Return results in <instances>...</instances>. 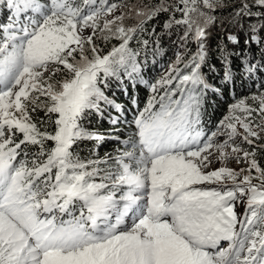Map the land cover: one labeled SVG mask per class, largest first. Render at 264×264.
Instances as JSON below:
<instances>
[{
	"label": "snow or ice",
	"instance_id": "1",
	"mask_svg": "<svg viewBox=\"0 0 264 264\" xmlns=\"http://www.w3.org/2000/svg\"><path fill=\"white\" fill-rule=\"evenodd\" d=\"M220 8L247 29L246 45L264 46V0H160L136 15L168 14L163 27L183 26L180 43L191 38L197 50L150 83L130 47L144 19L125 27L121 3L2 0L0 264H264V90L251 96L256 107L230 105L215 131L202 118L205 96L218 91L202 72L205 28ZM113 39L106 53L96 42ZM245 60L250 78L264 76V51ZM133 82L149 88L143 107L125 87ZM113 84L127 104L108 94ZM92 114L132 131L96 135L82 124ZM109 137L123 145L116 155L80 157L79 142ZM229 159L247 167L207 170Z\"/></svg>",
	"mask_w": 264,
	"mask_h": 264
},
{
	"label": "trees",
	"instance_id": "2",
	"mask_svg": "<svg viewBox=\"0 0 264 264\" xmlns=\"http://www.w3.org/2000/svg\"><path fill=\"white\" fill-rule=\"evenodd\" d=\"M128 2L138 9L134 11V16L140 10L147 11V8L159 3L160 0H128ZM164 2L166 5L174 4L177 0H164ZM222 2L227 4L229 0H222ZM0 3H2V1H0ZM0 11L2 13L0 16V23L7 22V14L3 10ZM211 13L216 19L205 28L206 39H204L203 43L207 52V59L205 64L202 65V72L209 85L218 91H209L205 96L202 118L206 122V130L210 129L215 131L219 122L230 113L229 107L232 103L244 98H248V103L250 104L256 103L251 100V96L253 94L258 95L264 90L260 87L261 83H264V76L257 73L250 78L244 68V65L248 62L245 60V57L251 58L255 56L257 61H259L261 52L264 51V46H258L255 43L246 45L245 41L248 39L247 29L245 28L241 31L239 28H236L230 21L229 12L224 8L213 10ZM178 15L179 13L176 14V17ZM129 16L131 17V14ZM141 18L144 19V17ZM167 19L168 14H161L157 18L151 20L144 19V31L139 33L130 44L131 47L140 52L138 59L143 61V79L149 82L156 81V76L159 75L155 71L157 63L159 65L161 61H169L168 54L173 52V48L178 43L176 39H178L179 34L175 32L177 28L174 27L172 30H168L163 27ZM252 23H257V21L253 20ZM153 29L155 30L154 32L152 31ZM261 35H264V33H261ZM229 37H235L238 43H234ZM145 39L149 40V47L147 49H142L139 41ZM153 41H155L154 44L152 43ZM96 42L102 47L103 51L107 52L110 48L109 46L113 42L117 43L118 41L113 39L106 43L99 40ZM191 43L192 44L189 46V54L185 57L188 59L191 57V53H195V49H197V43ZM157 50H159V52H156ZM225 56L228 57L233 72V80L231 82H226L224 79ZM254 80L255 84L253 83ZM125 87L129 93L135 92L140 106L143 107L150 95L147 85L143 83L136 85L135 82H133L131 85L126 84ZM108 94L118 103L127 104V96L122 95V89H120L119 85L113 84ZM39 116L43 118L44 113L41 111ZM33 118L34 120L36 119L35 116ZM128 119H131V114H129ZM82 124L90 132L105 137H107L109 133H111L112 136H118L123 132V139L132 131L130 125L114 129L108 122L107 115L101 118L96 114H92L87 120L82 121ZM47 127H49V129L52 128V126L45 124L41 126V130ZM79 143L80 147L78 152L82 159L102 158L106 153L116 155V150L123 147V145L117 144V142L110 137L102 141L85 140ZM48 146H51V142H48ZM257 159L261 166L264 167V153L258 152Z\"/></svg>",
	"mask_w": 264,
	"mask_h": 264
},
{
	"label": "rangeland",
	"instance_id": "3",
	"mask_svg": "<svg viewBox=\"0 0 264 264\" xmlns=\"http://www.w3.org/2000/svg\"><path fill=\"white\" fill-rule=\"evenodd\" d=\"M0 1H2V0H0ZM112 2H117V3H121L122 4V10L126 13V16H125V19H124V21H123V24H124V26L125 27H134V26H136L139 22H140V20H142V18L141 17H139V16H137V15H134L133 16V13H134V11L135 10H138V9H136L130 2H128V0H112ZM131 14V17L129 16L130 14ZM1 11H0V16H1ZM119 14V12H117V15ZM211 15H212V13H210ZM136 16V17H135ZM192 16H193V19H196L197 21H198V23H200L202 26H203V19L202 18H200L199 16H198V14L197 13H193L192 14ZM130 17V18H129ZM177 19H179L180 18V16L178 15L177 17H176ZM174 27H176L177 29H175V32H177V34H179L178 35V39H176V40H178V43H177V45L173 48V52L172 53H170V54H168V58H169V61H161V64H159L158 65V63H157V67H155V71H156V73H158L159 75H157L156 77V81L161 77V76H163L165 73H167L168 72V70H169V68H170V66L171 65H173V64H175L176 63V60H177V57L179 56V57H181L182 58V61H183V63H187L189 60H190V58L192 57V55L194 54V52L193 53H191L192 55H191V57L188 59V58H185V57H187V55L189 54V51H190V45L192 44L191 42H196V41H194V40H192L191 38L189 39V41L186 43V44H181L180 43V37L183 35V26H174ZM162 34V33H161ZM85 35H87V32L85 33ZM163 35V34H162ZM118 43V42H117ZM116 42H113L109 47L111 48L113 45H115V44H117ZM130 44H131V42H130ZM101 47V46H100ZM131 47V46H130ZM102 48V47H101ZM110 48H109V50H110ZM195 50H197V49H195ZM103 52H105V51H103ZM156 52H159V50H157ZM155 52V53H156ZM192 52V51H191ZM106 53V52H105ZM189 57V56H188ZM77 59H79V57H77ZM156 60H158V59H156ZM183 63L181 64V67H183ZM63 79V77H61V76H56L55 77V80H62ZM150 83H154L153 81H150ZM242 100H245L246 101V103L248 104V105H250V106H252V107H256L257 105H256V103H253V104H250V103H248V98H244V99H242ZM240 101V100H239ZM239 101H236V102H234V103H237V102H239ZM234 103H232V104H234ZM231 104V105H232ZM229 110H230V107H229ZM237 114H239V113H237ZM227 115H229V114H227ZM226 115V116H227ZM254 115H255V113H254ZM225 116V117H226ZM224 117V118H225ZM223 118V119H224ZM34 119V118H33ZM222 119V120H223ZM221 120V121H222ZM54 126H52V128H53ZM48 128V130L49 131H51L52 130V128L51 129H49V127H47ZM237 142H239V141H237ZM221 166H227V167H230V168H234V169H236V170H239V169H241V168H246L247 167V165L244 163V162H240V163H237L236 162V160H234V159H229V160H227V161H224V162H221V161H215L212 165H210V167H209V169H207V170H212V169H217V168H219V167H221ZM253 175H255V172L253 171ZM253 183H257V181L256 180H253ZM243 206H240V207H238V209H237V211H238V213H242L243 212ZM222 244L224 245V246H226V242H222Z\"/></svg>",
	"mask_w": 264,
	"mask_h": 264
}]
</instances>
